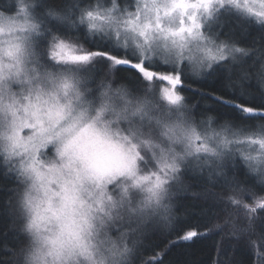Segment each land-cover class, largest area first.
I'll list each match as a JSON object with an SVG mask.
<instances>
[{
	"label": "snow or ice",
	"instance_id": "obj_1",
	"mask_svg": "<svg viewBox=\"0 0 264 264\" xmlns=\"http://www.w3.org/2000/svg\"><path fill=\"white\" fill-rule=\"evenodd\" d=\"M234 13L264 27V0H3L0 162L19 180L14 214L20 232L21 201L32 203L29 181L75 203L67 183L60 185L61 192L50 187L64 179L65 171L98 188L134 177L137 186L147 185L149 203L155 199L163 212L158 219L138 220L131 247L125 244L120 252L128 264H165L171 247L216 236L224 227L264 264V44L257 50L261 87L252 90L242 83L250 76L239 65L253 50L233 39L219 40L215 31L223 17ZM220 68L229 72L225 90L196 89L201 100H191L184 91L192 87L190 81L212 80ZM97 70H106L99 82ZM236 70L239 79L233 78ZM114 79L135 98H144L156 114V127L163 125L168 134L167 147L159 157L153 153L142 169L135 145L126 149L104 138L92 122H83L82 108L74 115L78 106L93 104L98 93L118 90ZM209 101L233 117L221 123L219 113L199 107ZM237 158L246 168L244 179L229 174ZM189 169L207 171L214 183L222 178L221 191L213 196L225 206V217H217L224 226L212 225L208 217L182 226L172 213V197ZM249 178L254 183H246ZM232 216H242L244 226L233 224ZM154 238L164 240L162 249L152 246ZM27 243L24 235L19 248L8 250L12 259L0 264H21Z\"/></svg>",
	"mask_w": 264,
	"mask_h": 264
},
{
	"label": "clouds",
	"instance_id": "obj_2",
	"mask_svg": "<svg viewBox=\"0 0 264 264\" xmlns=\"http://www.w3.org/2000/svg\"><path fill=\"white\" fill-rule=\"evenodd\" d=\"M115 88L118 90L106 95L98 93L91 105L78 106L74 115H81L82 108L83 122H92L104 138L119 141L126 149L135 145L132 150L143 157L137 162L142 169L153 153L159 157L161 148L167 147L168 134L163 125L156 127V114L149 111L144 98H135L126 85ZM46 162L52 161L46 158ZM55 163L60 161L56 159ZM32 183L29 181L26 189L31 205L26 204V198L21 201L23 232L28 239L21 264H128L120 252L125 244L131 247L132 229L138 220L143 216L158 219L163 212L155 199L149 203L147 185L137 186L134 177L116 186L98 188L87 180L76 181L65 171L64 179L50 187L61 192L60 185L67 183L69 194L77 197L75 203L53 196L39 182L33 188ZM165 202L166 197L162 200Z\"/></svg>",
	"mask_w": 264,
	"mask_h": 264
},
{
	"label": "trees",
	"instance_id": "obj_3",
	"mask_svg": "<svg viewBox=\"0 0 264 264\" xmlns=\"http://www.w3.org/2000/svg\"><path fill=\"white\" fill-rule=\"evenodd\" d=\"M11 2L12 0H7L8 4ZM52 2L60 4L62 0H52ZM2 5L3 0H0V6ZM261 28V30L255 29V26L250 23H246L241 27L238 25L236 34L233 33V40L238 41L239 46L253 50L255 54L261 48V45L264 44V40L259 37L263 34V27L261 26ZM250 66V79L242 81V83L245 87L256 90L261 87L257 73L258 68L256 70L255 65ZM94 74L97 75L96 82H99L105 77L106 70H97ZM227 78L228 75L220 68L214 79H193L190 81L192 87L185 88L184 91L191 100L200 101L201 96L196 89L204 91L215 89L217 93H220L225 90L224 85L227 82ZM233 78L236 79L235 76ZM118 83V79L113 80L114 87ZM199 107L209 108L212 114L219 113L222 117L221 123H223L224 118L233 117L232 113L215 108L210 101L207 104L199 105ZM229 174H235L244 179L247 172L244 164L240 160H236L235 167L231 168ZM181 179L183 183L174 192L171 201L172 213L180 218V225H192L208 217L212 218V225L221 224L224 226V220L217 217H225V212L223 211L225 206L221 205L213 196V194L221 191L222 178H218L214 183L208 179L207 171L201 173L189 169ZM246 183L252 184L254 181L249 178ZM18 184L19 180L16 174L9 172L7 166L0 162V259L4 261L12 259L8 250L19 248L25 235L18 230V218L14 214V208L18 202ZM193 193L198 195L194 196ZM185 214H187L186 217ZM231 221L237 226H244L242 216H232ZM257 224H259V221H257ZM147 227L151 229L152 225L149 224ZM217 231L219 232V230ZM228 232L229 227H224V232H220L216 236H209L191 245L178 244L171 247L164 257L165 264H215L218 259L226 260L228 264H259L255 251L249 245L237 243L235 238L228 235ZM152 246L160 250L164 246V240L162 238H154L152 239ZM218 249L221 253L219 256L217 255ZM150 250L151 248H149Z\"/></svg>",
	"mask_w": 264,
	"mask_h": 264
},
{
	"label": "rangeland",
	"instance_id": "obj_4",
	"mask_svg": "<svg viewBox=\"0 0 264 264\" xmlns=\"http://www.w3.org/2000/svg\"><path fill=\"white\" fill-rule=\"evenodd\" d=\"M246 23L252 24L253 26H255V29H259V30L262 29L261 25L257 24L251 18H246V17L240 16L239 14L234 13V14L227 15V16L223 17L222 23H219L215 26V31L218 33V39L219 40L233 39V36H234L233 33L236 32V27L238 25L241 27L242 25H245ZM259 37L261 38V40H264V27H263V34H261V36H259ZM237 46H239V45H237ZM259 63L260 62L258 59V52H256L253 55H250L248 57L243 58V60L240 62L239 68L243 69L244 71H246L249 74V68L251 67L250 65H255L256 70L258 68V72H259ZM221 69L223 70V72L226 75H229V72L227 69H225V68H221ZM256 74H255V76H256ZM232 75L235 76L236 79H239L240 71L236 70L232 73ZM94 79L96 81V79H97L96 74H94ZM236 160H239V158H237Z\"/></svg>",
	"mask_w": 264,
	"mask_h": 264
}]
</instances>
